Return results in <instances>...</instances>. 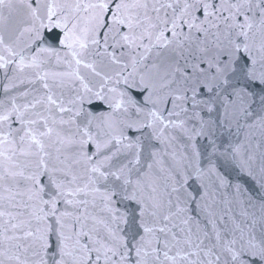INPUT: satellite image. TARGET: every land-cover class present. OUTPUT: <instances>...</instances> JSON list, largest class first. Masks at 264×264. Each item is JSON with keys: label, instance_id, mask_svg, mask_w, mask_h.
Returning <instances> with one entry per match:
<instances>
[{"label": "snow or ice", "instance_id": "snow-or-ice-1", "mask_svg": "<svg viewBox=\"0 0 264 264\" xmlns=\"http://www.w3.org/2000/svg\"><path fill=\"white\" fill-rule=\"evenodd\" d=\"M0 264H264V0H0Z\"/></svg>", "mask_w": 264, "mask_h": 264}]
</instances>
